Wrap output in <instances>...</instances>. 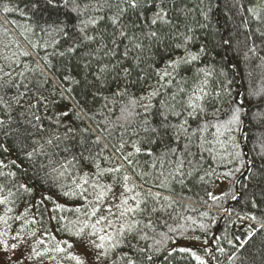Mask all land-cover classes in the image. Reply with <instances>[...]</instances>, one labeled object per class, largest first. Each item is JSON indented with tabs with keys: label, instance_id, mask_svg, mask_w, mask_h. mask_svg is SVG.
<instances>
[{
	"label": "snow or ice",
	"instance_id": "obj_1",
	"mask_svg": "<svg viewBox=\"0 0 264 264\" xmlns=\"http://www.w3.org/2000/svg\"><path fill=\"white\" fill-rule=\"evenodd\" d=\"M219 6L0 0L9 264H264V0H233L243 40ZM194 196L242 225L232 251Z\"/></svg>",
	"mask_w": 264,
	"mask_h": 264
},
{
	"label": "trees",
	"instance_id": "obj_2",
	"mask_svg": "<svg viewBox=\"0 0 264 264\" xmlns=\"http://www.w3.org/2000/svg\"><path fill=\"white\" fill-rule=\"evenodd\" d=\"M232 3L233 0H219V8H217L214 12V24L215 27L219 28L221 30V32L227 34L230 32H237V37L240 40H243L244 38V31L242 28H239L240 26V17L238 15H236L235 13V9L232 8ZM239 28V31H237V29ZM235 39V38H234ZM262 55H264V53H261ZM221 55L226 56V57H233V51L231 49H229L228 51H223L221 50ZM220 57H217V60H219ZM238 62V61H237ZM256 60H253L252 64H251V70L253 71V82L254 83H258L260 80V69L256 68ZM241 72L243 73V69H241ZM246 83H245V87H246ZM204 193L201 191L200 192V196H203ZM233 202L228 201L225 204V207H228L229 205H231ZM191 207L197 209V211H193V212H188L185 213L186 215H190L191 217H193L194 219H196L198 222L200 221L201 217L199 215L200 212L203 211H210V215H214L219 217V219L216 221V225L215 227L212 228V232L216 233L218 236L222 237L220 243L221 246L225 247L228 251H232V249L230 248V246L227 244V239H233L235 237V234L240 233L241 235H246V233L244 231H242V225L237 222L235 225H233L231 223V219L230 217H228L222 209H211L209 210L207 208V206L201 204L198 202V198H196L195 196L193 197V200L191 202ZM235 213H233V217H234ZM205 222L211 223L210 220H206ZM244 223H250L248 221H245ZM227 236V238L225 239L224 237ZM256 239V243L257 245H259V241L261 239L260 234H257ZM182 243H186L189 244V241H181ZM194 243V242H191ZM198 247V245H197ZM178 264H188V261L185 260L183 262H178ZM191 264H195V262H191ZM224 264H227V261L224 260Z\"/></svg>",
	"mask_w": 264,
	"mask_h": 264
},
{
	"label": "rangeland",
	"instance_id": "obj_3",
	"mask_svg": "<svg viewBox=\"0 0 264 264\" xmlns=\"http://www.w3.org/2000/svg\"><path fill=\"white\" fill-rule=\"evenodd\" d=\"M182 244L187 245L186 243H182ZM78 250L83 252L84 249L81 247ZM17 256H19V252L17 253ZM0 264H9V262H8V260H7V258H6L4 253H0Z\"/></svg>",
	"mask_w": 264,
	"mask_h": 264
}]
</instances>
